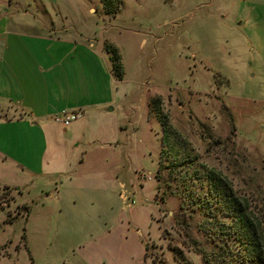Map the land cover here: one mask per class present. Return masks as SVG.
I'll return each instance as SVG.
<instances>
[{"label":"rangeland","instance_id":"rangeland-1","mask_svg":"<svg viewBox=\"0 0 264 264\" xmlns=\"http://www.w3.org/2000/svg\"><path fill=\"white\" fill-rule=\"evenodd\" d=\"M15 1L50 16L52 28L90 32L103 49L116 48L121 128L110 147L24 187L0 165V264H237L223 193L263 224L264 104L242 98L261 92L264 61L248 44L255 35L234 21L235 7ZM210 169L221 177L215 195ZM56 191L61 201L45 199Z\"/></svg>","mask_w":264,"mask_h":264},{"label":"crops","instance_id":"crops-1","mask_svg":"<svg viewBox=\"0 0 264 264\" xmlns=\"http://www.w3.org/2000/svg\"><path fill=\"white\" fill-rule=\"evenodd\" d=\"M226 2L235 7L234 21L255 35L248 44L264 61V0ZM17 3L4 0L0 10V165L24 187L110 147L121 128L113 113L122 96L100 39L52 28L50 16L45 21ZM242 99L264 104V86ZM72 110L81 114L68 126L53 120ZM48 198L58 202L59 192Z\"/></svg>","mask_w":264,"mask_h":264},{"label":"trees","instance_id":"trees-1","mask_svg":"<svg viewBox=\"0 0 264 264\" xmlns=\"http://www.w3.org/2000/svg\"><path fill=\"white\" fill-rule=\"evenodd\" d=\"M105 6L106 0H100ZM117 5L120 4L116 0ZM107 12H110L107 10ZM114 15L115 11L112 12ZM104 49L109 55L111 73L116 80H121L123 70L120 63L117 50L111 44H104ZM163 129L166 127L164 122H161ZM205 179L207 181L210 194L215 195L222 189L221 177L214 170H206ZM224 191V190H223ZM224 209L223 214L230 217L232 226L235 227V232L232 238L235 245L239 248L238 255H234V263L237 264H264V222L261 225L248 206L236 198L233 194L223 193ZM173 256H182L178 248L172 247ZM146 253H144V257ZM179 259V258H178ZM230 264V263H227Z\"/></svg>","mask_w":264,"mask_h":264},{"label":"built area","instance_id":"built-area-1","mask_svg":"<svg viewBox=\"0 0 264 264\" xmlns=\"http://www.w3.org/2000/svg\"><path fill=\"white\" fill-rule=\"evenodd\" d=\"M81 112L79 110L72 111H61L53 115V120L61 124V126L66 127L72 121L80 116Z\"/></svg>","mask_w":264,"mask_h":264}]
</instances>
